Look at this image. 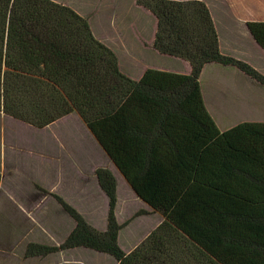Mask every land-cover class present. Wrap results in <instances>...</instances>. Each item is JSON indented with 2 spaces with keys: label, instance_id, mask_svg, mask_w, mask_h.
I'll return each mask as SVG.
<instances>
[{
  "label": "trees",
  "instance_id": "16d2710c",
  "mask_svg": "<svg viewBox=\"0 0 264 264\" xmlns=\"http://www.w3.org/2000/svg\"><path fill=\"white\" fill-rule=\"evenodd\" d=\"M138 4L156 18L154 49L187 61L189 74L148 69L132 81L70 8L0 0V112L35 128L76 113L135 196L163 218L124 253L116 181L98 168L105 230L53 195L75 226L59 246L29 244L25 257L83 248L117 264H264V122L219 131L198 80L208 63L234 67L262 86L264 76L220 53L202 2ZM247 28L264 51V23Z\"/></svg>",
  "mask_w": 264,
  "mask_h": 264
},
{
  "label": "rangeland",
  "instance_id": "374dc122",
  "mask_svg": "<svg viewBox=\"0 0 264 264\" xmlns=\"http://www.w3.org/2000/svg\"><path fill=\"white\" fill-rule=\"evenodd\" d=\"M232 70L215 64L200 78L201 94L221 132L242 122H264V86ZM66 116L52 127L35 128L0 112V172L13 168L22 178L12 193L16 205L6 204L4 185L0 189V261L5 264H23L29 244L59 246L73 230L75 223L53 195L73 207L91 227L105 230L108 201L93 177L95 166L111 170L116 180L114 215L122 225L117 237L122 251L134 249L163 221L135 197L108 157L94 147L78 115ZM43 258V264H52L54 259L67 264L63 260L68 258L70 264H117L107 255L83 248Z\"/></svg>",
  "mask_w": 264,
  "mask_h": 264
},
{
  "label": "crops",
  "instance_id": "0c3cea01",
  "mask_svg": "<svg viewBox=\"0 0 264 264\" xmlns=\"http://www.w3.org/2000/svg\"><path fill=\"white\" fill-rule=\"evenodd\" d=\"M51 1L70 8L86 20L93 37L114 53L117 59L118 70L126 78L132 81H138L148 69L181 75H187L190 73L191 67L187 61L160 54L154 49L153 43L155 39L157 21L155 16L150 11L138 4V1L140 0ZM169 1L202 2L207 8L212 20L217 35L220 53L248 64L259 74L264 76V51L254 41L247 28L248 23H264V0ZM209 66L215 68L214 63L205 64L199 75V84L202 74ZM222 68L233 69L232 71H238L241 73L233 67L222 66ZM202 99L207 112L212 116L203 94ZM65 118H69V116H65L57 121ZM54 124L55 123L48 125L47 128L52 127ZM216 124L218 126V123ZM80 126H82V124H80ZM85 131L89 133L88 130L85 129ZM89 138L93 141L94 147L101 153L105 154L90 133ZM98 168L105 167L95 166L92 170L93 177H95L94 173ZM116 172L120 175L118 171ZM111 173L113 174L112 171ZM121 178L123 179L122 176ZM21 179L20 172L16 169L5 167L3 173L0 172V189L2 185H4L3 190L6 196H8L6 204H17L12 199V193L13 190L20 187L22 181ZM99 191L102 193L107 202V198L100 188ZM77 249L78 248L70 249L63 252L70 254ZM130 251L131 250L123 252L128 253ZM59 253L62 254V252ZM43 260L44 258L40 257L25 258L23 264H27L29 261L34 264H43ZM52 261H54L52 264L59 263V260L56 259ZM63 262L68 264L69 258L67 260H63ZM0 264H5V262L0 261Z\"/></svg>",
  "mask_w": 264,
  "mask_h": 264
}]
</instances>
